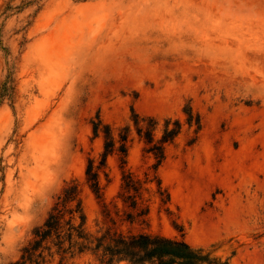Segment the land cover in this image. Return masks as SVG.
Here are the masks:
<instances>
[{
  "label": "rangeland",
  "instance_id": "374dc122",
  "mask_svg": "<svg viewBox=\"0 0 264 264\" xmlns=\"http://www.w3.org/2000/svg\"><path fill=\"white\" fill-rule=\"evenodd\" d=\"M187 104L202 128L166 148L170 203L152 197L146 225L122 222L119 155L102 199L85 185L103 152L91 121L118 137L132 110L185 123ZM131 139L124 169L144 179L154 160ZM72 180L91 232L113 219L264 264V0H0V264L20 261Z\"/></svg>",
  "mask_w": 264,
  "mask_h": 264
},
{
  "label": "trees",
  "instance_id": "16d2710c",
  "mask_svg": "<svg viewBox=\"0 0 264 264\" xmlns=\"http://www.w3.org/2000/svg\"><path fill=\"white\" fill-rule=\"evenodd\" d=\"M183 114L185 123L171 117L161 123L158 118L142 116L132 110V126L121 128L118 137L113 127L104 124L99 116L91 121L94 138H103V152L99 159L88 157L85 185L97 199H102V177L110 181L108 157L118 154L123 165L117 196L123 205L122 222L146 225L152 197L158 198L161 205L170 203V194L159 175V169L166 160V148L176 141L185 125L189 129L194 128L195 134L202 128L201 116L190 104L183 108ZM133 130L144 143V152L154 160L144 179L124 169ZM110 222L112 226L89 231L82 187L76 180L67 182L47 219L34 229L32 239L22 248L20 261L15 264H53L56 260L58 264H67L87 255L99 264H231L229 259L217 257L214 247L196 248L183 238L149 232H124L114 227L115 220L110 219Z\"/></svg>",
  "mask_w": 264,
  "mask_h": 264
}]
</instances>
